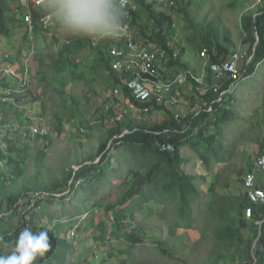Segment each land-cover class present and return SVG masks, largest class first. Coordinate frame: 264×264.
<instances>
[{"label": "rangeland", "instance_id": "rangeland-1", "mask_svg": "<svg viewBox=\"0 0 264 264\" xmlns=\"http://www.w3.org/2000/svg\"><path fill=\"white\" fill-rule=\"evenodd\" d=\"M25 1L20 0L19 4L22 5ZM169 1L171 0H158L150 9L154 14L163 12L171 19V24L166 25V36L174 42L176 50L180 53V59L173 65V71H170L171 75L181 71L190 73L187 82L177 89L181 104L180 109L174 110L175 113L183 115L187 110L197 109L194 85L189 78L204 76L206 84L207 66L202 54V38L213 31L215 40L224 46L229 54L241 52L244 58L239 66L242 69L246 62L252 59L253 51L250 48L249 37L247 36V39L244 35L242 19L254 16L262 0H176L173 5H169ZM16 8L15 3H9L8 10H3L2 14L5 17L6 14L10 15L13 12L14 18L19 19V13L15 12ZM148 16V11L142 10L139 18L143 24ZM4 25L5 27L0 29V51H8L19 58L21 50L28 47L24 46L27 43L22 40L25 29L20 22H16L14 27L6 18ZM6 29L9 34L5 33ZM52 34H54L52 39L42 32L35 36L37 55L32 63L31 73L34 81L31 83V94L27 93L25 101V104L31 107V112L44 121L49 131L48 136L43 139L33 137L22 139L19 131L23 121L18 117L16 110L8 104L0 107V124L6 126L9 131V136L5 138V147L0 149L3 150L0 151V198L23 190L28 192L29 198L47 194L49 185L56 180L64 179L70 184L74 181L72 176L75 170L83 162L91 158L93 162H97L99 157L95 155L98 146L107 138L108 130L111 128L109 113L104 110L113 89V83L108 75L109 67L103 60L101 61V56L106 54L105 43L100 44L101 52L89 44L74 45L76 66L56 63L55 67L58 70L52 69L47 72L44 68L39 70L37 65L38 58L42 57L41 50L47 54V49L51 47L57 49L62 44L70 45L72 41V36L65 33L55 19ZM92 40L89 38L90 43ZM181 64L186 66L182 67ZM112 105L117 106L113 109L114 112L122 109V104L120 106L116 99ZM228 107L232 117L223 125L226 137L222 141L226 151L220 157L225 162L217 163L211 160L206 171L192 149L187 147L182 150V154L188 158V163L182 165V168L197 177V188L203 196L210 197L213 189L221 198L227 197V201L242 199L244 202V188L240 189L239 184L260 151V142L264 146V61L254 66L250 76L239 79ZM120 115L119 113L118 119L120 122L126 121L122 123V127L126 128L129 119L125 117L126 115ZM146 118L148 124H159L166 119V112L163 109H155ZM122 156L124 159L114 167V172L117 167L129 163L126 170L131 167L142 169V161L138 162L134 155L127 154V159L126 153ZM118 159L119 156L115 155L110 163ZM126 170H121L123 173L119 170L118 173L123 177ZM239 171H243L242 175ZM78 182L80 180L75 181L74 186L79 185ZM65 193H68V189L64 193L53 194L58 198ZM73 196L69 195L64 201L69 208L73 206L69 203ZM65 205L50 204L47 212L51 213L53 210L51 217L55 218L54 221L68 228L71 225L66 219L68 211L61 213ZM5 207L6 202L2 206V211ZM86 209L93 211L94 224L104 220L111 229L116 227L115 223L106 218L102 209L94 211L91 203ZM132 215V227L139 218L145 217L147 221L140 227L144 241L136 247L133 264H241V262L252 264L241 249L215 248L212 238L204 233L206 223H199L197 229L186 234L173 231L164 220L156 216L149 217L146 205L135 209ZM230 215L236 219L239 217L236 209L232 210ZM108 218L111 219V216ZM76 220L77 217H73L74 224H77ZM51 224L52 222L45 224L44 230L51 229ZM70 231L71 229H68L70 236L75 238ZM88 240L89 245L85 242L89 246L88 251L82 248V243L76 247L75 253L79 254V261L82 260L83 264H97V255L101 248L97 246L98 241ZM118 247L120 248L119 245ZM85 256L89 257L84 259ZM123 258L125 255H121L116 264H122L120 262ZM108 263V260L104 261V264Z\"/></svg>", "mask_w": 264, "mask_h": 264}, {"label": "trees", "instance_id": "trees-1", "mask_svg": "<svg viewBox=\"0 0 264 264\" xmlns=\"http://www.w3.org/2000/svg\"><path fill=\"white\" fill-rule=\"evenodd\" d=\"M19 1L0 0V29L5 27V18L12 22L13 26L16 22H20V25L22 24L25 29L22 40L27 43L24 46H27L31 41H29L27 29L21 19V15L26 8L23 4H19ZM132 1L137 5V10L131 16V28L138 27L142 10L148 11V19L144 22L143 28H139L140 34H147L149 30L153 31L160 41L168 38L166 36V25L171 24V19L163 12L154 14L151 11L150 8L156 1ZM172 1L173 4L177 2L176 0ZM9 3L16 4L15 12L19 13V19L14 18L13 12L10 15L6 14L5 17L2 14L3 10H8ZM46 13L48 12L44 7L42 11L36 7L31 8L34 26L31 37L34 43H36L35 36L37 34L45 33L43 31L45 28L41 25L39 17ZM52 19L54 23V18L52 17ZM150 21L151 24L149 25ZM242 29L249 37L250 48L253 51L252 59L241 70L239 79L250 76L254 66L264 61V0L261 1L259 10L254 16H246L242 19ZM5 33L9 34L7 29ZM53 36L54 34H51L48 37L52 39ZM87 44L101 52V43L93 46L89 41V37L73 36L70 45L62 44L57 49L51 47L46 50L47 54L44 50H41L42 57H39L37 62L39 70L44 68L47 72L52 69L57 71L56 63L76 66L77 62H74L73 54L75 47L73 46H86ZM201 45L209 54L211 62L225 59L229 55L228 50L215 40L213 31L208 32L202 38ZM36 49L35 46L34 53L28 61L29 88L27 92L29 94H31L32 89L31 83L34 81L31 73L32 63L37 55H35ZM103 57L101 56V61L103 60L109 67L108 57L104 55ZM179 59L180 53L177 51V57L172 62L173 65ZM181 66L185 67L186 65L181 64ZM118 77L116 87L127 95V91L122 87L121 80L125 75H121V77L118 75ZM189 80L194 85V93L197 96L204 99L212 98L209 91L203 92L197 89L200 84L195 79L189 78ZM229 81V78L226 77L225 81L221 83L222 87L226 88ZM211 82L212 78L206 67V85ZM0 83L2 85L6 84L4 81H0ZM231 99L232 94L224 102L214 104L212 114L203 110H187L185 114L179 115L178 119H175L171 110L154 106V109H163L166 112V119L159 124H148L145 121L146 119L128 118V125L124 128L122 123L126 121L120 122V119H117L110 122L111 128L108 130V136L100 142L95 155L99 159L97 162H93V158L83 162L75 170L72 176L74 178L73 182L68 184L67 180L64 179L53 181L46 191L47 194H38L32 198H29L28 192L24 190L0 198V255L10 254L11 245L15 243L19 232L24 228H31L33 232H36L44 230L45 224L52 222L51 229L47 230L51 248L43 258H38L34 264H83L82 260L79 261V254H76L75 250L83 243L82 248L88 251L89 246L85 244L87 242L89 245L88 239L98 241L97 246L101 248V251L98 252L99 255H97V264H104L106 260L109 261L108 264H116V260L121 255H125V258L121 259L120 263L127 264L129 262L133 264L136 247L144 241L141 236L142 228L140 227L144 226L147 221H145V217L139 218L136 225L132 227V212L146 205L149 217L156 216L158 219L164 220L173 231L187 234L191 230L197 229L199 223H206L204 233L212 238L215 248L235 247L241 249L243 255L248 257L251 263L264 264V257L260 252V246L264 244V220L258 227L254 220H248L244 217L242 208L246 205L245 198H243L244 202L242 199L227 201V197L221 198L219 193L213 189L210 197L203 196L197 188V177L185 172L182 168V165L188 163V158L182 154V150L187 147L192 149L193 154L205 167L206 171H208L211 160L217 163L225 162L224 159L220 158L226 151L222 141L226 137L223 125L232 117L228 107V102ZM194 101L196 102L195 96ZM4 105L0 103V107H5ZM108 113V116L113 115L111 109L108 110ZM124 129H127V132H123ZM119 135L120 137H115ZM157 141L170 142L173 150H160L156 146ZM262 147L260 142V150ZM0 151L3 152V150ZM123 153H126V159L127 154H130V156L134 155V159L138 162L142 161V169L131 167L126 170L129 163L120 168L117 167L114 172V167L124 159ZM115 155H118L119 159L110 163ZM123 169L126 172L122 177L118 172ZM242 173L243 171H239L240 175ZM78 180H80L79 185L74 186L75 181ZM242 180L239 184L240 189L242 188ZM66 189H68V193L55 198L56 196L53 193H64ZM71 194L74 195L73 200H68L73 206L69 208L64 201ZM25 198L27 199L24 200ZM4 202H6V207L2 211ZM54 203L66 206L61 213L68 211L66 219L71 223L68 228H64L58 221H54L55 218L51 217L53 216V210H51V213L47 212L49 205ZM89 203L94 207V211H96L95 209H102L103 214L107 216L106 218L115 223L116 227L111 229L109 225L104 223V220H99L94 224L92 220L93 211L86 209ZM234 209L239 214L237 219L230 215ZM110 216L111 219L108 218ZM73 217H77V224H74ZM68 229H71L70 232L75 235V238L70 236ZM257 235L258 238L254 248H252V240ZM113 253H116V255H113ZM88 257L85 256L84 259ZM109 258H112V260Z\"/></svg>", "mask_w": 264, "mask_h": 264}, {"label": "built area", "instance_id": "built-area-1", "mask_svg": "<svg viewBox=\"0 0 264 264\" xmlns=\"http://www.w3.org/2000/svg\"><path fill=\"white\" fill-rule=\"evenodd\" d=\"M148 1L158 2V0ZM30 2L32 7H43L42 0H30ZM169 5H173L172 0L169 1ZM26 6L28 10L23 12L22 20L31 43L27 49L21 50L19 58L14 57L8 51H0V81L6 83L5 85L0 83V103L12 106L18 117L22 119L23 125L19 131L22 139L27 137L43 139L49 134L44 121L34 115L31 112V107L25 104L29 88L28 61L33 55L35 47L31 37L34 26L30 4L26 3ZM136 10L137 5L132 0H127L126 30L123 34L118 37L105 38L99 42L94 40L91 42L93 46L104 42L106 45L105 56L108 57L109 68L120 77L125 75L121 80L122 87L127 91V95L121 92L118 87H114L110 92L109 101L104 105V110L105 112H108L109 109L113 111L117 107L112 105L116 99L120 102V106L122 104V109L118 112L113 111V115L109 117L110 122L117 120L119 113L120 116L126 115L125 117L130 119L145 120L150 112L155 110L154 106L171 110L174 118L178 119L179 114L175 113L174 110L175 108L180 109L181 104L177 89L187 82L190 73L181 71L171 75L170 71H173L172 62L177 57V50L172 40L166 38L160 41L153 31H148L147 34L141 36L134 33L130 26V20ZM39 20L50 36L54 25L52 17L46 13L41 15ZM202 51L212 82L206 85L203 80L204 76L194 79L200 84L197 89L203 92L209 91L212 98L204 99L195 95L196 111L203 110L212 114L214 104L224 102L236 89L243 69L240 68L239 64L244 57L241 52H232L225 59L211 62L206 49L203 48ZM248 63L249 61L246 62V65ZM226 77L230 81L224 88L221 83L225 81ZM123 132H127V129H124ZM8 136L7 127L0 124V149L5 147V138ZM115 137H120V135ZM156 146L163 151L173 150L170 142L157 141ZM242 187L244 188V198L246 200V205L242 208L243 215L248 220H254L260 227L264 220V146L253 161L251 170L243 176ZM256 239L252 248H254ZM260 252L264 257V244L260 246ZM253 259L255 260L254 257Z\"/></svg>", "mask_w": 264, "mask_h": 264}, {"label": "clouds", "instance_id": "clouds-1", "mask_svg": "<svg viewBox=\"0 0 264 264\" xmlns=\"http://www.w3.org/2000/svg\"><path fill=\"white\" fill-rule=\"evenodd\" d=\"M26 3L30 4L31 11L34 7L30 0L24 2V11L28 10ZM42 3L61 29L73 37H89L99 42L105 38L118 37L126 30L127 0H42ZM43 7L36 8L42 11ZM43 31L49 36V32ZM50 248L46 229L33 232L26 227L11 245L10 254L0 255V264H34Z\"/></svg>", "mask_w": 264, "mask_h": 264}, {"label": "crops", "instance_id": "crops-1", "mask_svg": "<svg viewBox=\"0 0 264 264\" xmlns=\"http://www.w3.org/2000/svg\"><path fill=\"white\" fill-rule=\"evenodd\" d=\"M138 29H134V27H132V30L134 31V33H137V35H141L140 32H139V28H143V22H141V19L138 20ZM145 29V28H144ZM244 32V31H243ZM244 35L246 36L247 38V35L246 33L244 32ZM248 39V38H247ZM109 77H110V81L113 83V86L112 88L116 87V82H117V77H118V74L117 73H114L112 72L110 69H109V73H108ZM119 78V77H118ZM111 88V89H112ZM152 112V111H151ZM150 112V113H151Z\"/></svg>", "mask_w": 264, "mask_h": 264}]
</instances>
